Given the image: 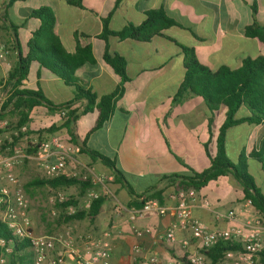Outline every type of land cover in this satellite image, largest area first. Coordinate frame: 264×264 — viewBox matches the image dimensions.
I'll use <instances>...</instances> for the list:
<instances>
[{"label":"crops","instance_id":"crops-1","mask_svg":"<svg viewBox=\"0 0 264 264\" xmlns=\"http://www.w3.org/2000/svg\"><path fill=\"white\" fill-rule=\"evenodd\" d=\"M118 2L119 0H0V40L10 52L0 63L1 80L6 81L11 70L18 65L19 52L13 51L12 46L16 36L20 54L26 57L34 34L42 26L39 19L32 17V13L49 9L56 17L55 34L68 55L74 56L79 49L92 50L95 62H87L76 72L81 86L92 91L98 101L124 86V95L117 101L113 115L94 133L91 131L97 121V112L94 108L85 113L87 101H80L63 110L65 115L76 112L79 118L72 128L79 141H86L88 149L114 162L116 169L124 175V180L119 181L113 169L100 159L82 153L71 142L66 128L49 136L58 138L69 154L68 175L92 183V188L84 195L80 185L59 189H52L50 186L34 187L31 193H27L24 188L27 184L46 179L33 160H28L25 165L17 166L12 171L29 201L33 232L39 236L59 237L50 260L61 258L63 264H78L77 259L69 254L67 241H71L87 258L98 246L107 245L113 264H149L152 252H156L162 262L180 260L198 252L199 240L188 232L179 231L177 243L173 246L161 240L174 220L172 211L166 216L153 214L131 221L126 212L117 213L116 206L120 204L125 209L136 208L139 197L144 199L146 194H152L155 189L154 193L163 191L162 205L174 208L175 190L168 187L170 181L164 179L173 176L191 177L201 173L212 166L218 154L219 136L227 121L228 109L224 106L216 109L203 106L195 95H188L187 102H195L190 107L183 108L180 102H173L180 95L185 76L182 47L193 49L200 63L215 72L225 67L236 70L242 67L245 59L264 56V42L246 35L247 28L254 23V17L264 24V0ZM150 12H163L174 25L162 30L160 35L149 42L108 38L109 53L119 55L127 62L126 71L130 79L123 84L122 79L104 60L107 43L103 35L106 30L118 33L131 25L140 26ZM199 52L206 57L205 61L200 58ZM0 88L4 89L5 86ZM21 88L40 91L57 107L73 101L76 94L74 88L66 86L62 79L36 62L31 64L28 78L22 81ZM37 111H42L39 113L48 118L60 115L61 122L54 120L48 127H59L67 119L59 110L37 107L30 115L29 127L32 129L47 127H34V119L40 116ZM239 114L238 118L248 115ZM36 140L34 136L29 140L24 138L17 148L28 149ZM263 146L264 125L243 123L229 128L225 133L224 148L227 158L237 165L245 156L248 173L264 195V188L259 187L256 180L258 172L264 181L262 164L254 156ZM58 150L55 146L54 151ZM10 154L11 152L6 151L2 157L7 159ZM257 161L259 165L255 166L256 173H251V167ZM95 178H102L103 185L110 192L109 196H102L105 201L98 217L92 222L85 219L58 229L54 224L56 218L50 223L45 211L52 208L51 213L55 217L59 213L55 210V205L49 203V198L57 194L66 198L73 197L80 199V207L85 208L86 194L91 191L103 192L102 185L93 183ZM1 186H6V183ZM198 194L193 216L211 228L232 226L225 219L216 217L213 212L221 216L230 210L240 211L245 204L244 192L231 175L209 182ZM203 200L212 204V211L200 207ZM70 209L77 212V208L69 207L68 214ZM1 213L0 209V215ZM249 218V214L242 215L243 222ZM184 240L190 241L188 248L183 247ZM136 246L140 247V253L134 251Z\"/></svg>","mask_w":264,"mask_h":264},{"label":"trees","instance_id":"trees-1","mask_svg":"<svg viewBox=\"0 0 264 264\" xmlns=\"http://www.w3.org/2000/svg\"><path fill=\"white\" fill-rule=\"evenodd\" d=\"M14 1V0H12ZM122 0H119L120 3ZM256 13V7H254ZM33 18H37L42 22V26L38 32L34 34L29 47L30 52L23 57L19 51V41L17 36L13 41V51L17 50L18 65L11 70L6 81L0 79V86L10 89V95L0 108V120L4 119L5 114L11 111L16 117L17 122L13 126H9L6 132L9 133L14 129H20L28 126V131L19 136H13V143H5L0 153H5L6 148L10 151L17 148L18 144L24 139L28 140L34 136L38 141H43L49 135L56 133L61 128L69 130L71 142L76 145L82 153L100 159L104 164L113 169L116 178L124 180L122 172L116 169L115 163L105 156L87 148L86 141L80 142L75 135L72 125L78 120L76 112H70L64 124L61 126L39 127L32 129L30 125V115L37 107H48L52 110H67L80 101H87L85 113H89L96 108L97 121L91 133L100 130L114 113L115 105L124 95V86L119 87L113 94L102 97L98 101V97L90 90H86L81 86V80L76 72L82 68L87 62L93 63L95 59L90 48L79 49L74 56H70L63 48L60 39L55 34L56 17L49 9H42L32 13ZM174 22L170 20L163 12H150L147 14L146 21L140 26H129L125 30L112 33L105 31L103 39L107 43L104 60L113 69L115 74L119 76L123 84L129 81L127 75L126 60L119 55H111L109 53L108 38L116 37L119 39H132L139 42H149L155 36L160 35L164 29L173 26ZM247 37L259 38L264 42V24H261L255 17L252 26L246 30ZM14 36V35H13ZM14 38V37H13ZM1 41V40H0ZM7 46V45H6ZM184 53L185 76L180 87V97L183 99L188 95H195L202 98L209 106L216 109L224 106L228 109L227 121L221 129L219 136L218 154L212 162V166L201 172L193 174L191 177L173 176L165 178L164 181H170L168 187H172L177 194L180 191L195 190L200 191L209 182L217 180L219 177L231 175L238 186L243 190L245 200H251L253 206L260 212L264 218V195L257 188L254 179L248 174L247 159L241 158L237 165L232 164L226 156L224 148V139L226 131L243 123L264 125V56L256 59H245L242 67L236 70L230 68H222L218 71H212L200 63L196 52L191 48L182 47ZM38 63L43 69L48 70L53 75L63 80L66 86L75 89V98L73 101L63 106H55L40 91L35 92L29 89L21 88L22 81L26 80L29 75L32 63ZM242 107H245L249 114L238 118V114ZM29 154L34 155L36 149L30 145ZM262 164L264 172V146L262 150L254 155ZM28 161H26L27 163ZM81 186L83 195L92 188L89 180H83L77 177H60L56 179L36 180L27 184L24 188L27 193H31L34 187L44 188L50 186L52 189H59L71 186ZM146 194V197H139L136 208H142L145 201L157 200L162 204L163 191ZM82 195V196H83ZM87 195V194H86ZM142 198V199H141ZM141 199V200H140ZM105 201L104 197L94 201L89 209L80 207V199L67 197L65 203L56 204L55 210L58 211L55 219L56 228L63 227L73 222L83 221L85 219L94 221L101 213L102 205ZM69 207L77 208L75 214H68ZM0 240H4L6 247L11 248L8 254V264H35L34 255L30 248L29 240H21L16 238L14 234L7 228L5 224L0 222ZM236 246L227 243L220 244L218 247L206 253L207 257L214 263H217L227 250H233ZM3 249L0 247V256ZM264 264V252L261 254V262Z\"/></svg>","mask_w":264,"mask_h":264},{"label":"built area","instance_id":"built-area-1","mask_svg":"<svg viewBox=\"0 0 264 264\" xmlns=\"http://www.w3.org/2000/svg\"><path fill=\"white\" fill-rule=\"evenodd\" d=\"M10 55L7 46L0 41V63ZM0 88V108L7 101L5 93ZM9 97V96H8ZM66 116L65 112L62 113ZM9 124L0 120V132H6ZM28 126L20 129H14L9 133L0 136V150L6 142L13 143V136L25 134ZM1 132V133H2ZM31 146L36 149L34 155L29 154V148H16L10 151L7 147L6 151H10L11 155L4 159L0 153V222L5 224L7 228L14 234L16 238L21 240H29L30 248L34 255L35 264H63L61 258L50 260V254L56 250L59 240L58 236L36 235L33 232L32 220L30 217V205L25 196L24 190L20 185L19 179L12 172L17 166L23 165L28 160H33L37 168L44 174L47 179H56L69 176L67 172V162L69 158L68 152L62 147L58 138L51 136L46 137L43 141H33ZM59 150L54 151V147ZM31 148V147H30ZM2 183L6 186L2 187ZM94 184L102 185L103 192L98 193L91 191L87 194L85 208L89 209L92 203L102 196H109L110 192L103 185L102 178H95ZM10 186H13L12 188ZM198 191H180L174 195L173 200L176 202L174 208L163 206L157 200L145 201L142 208L125 209L120 204L116 206V212H126L131 221L143 219L153 214L157 216H166L172 211L174 220L166 230L162 237V241L173 246L177 243V233L188 232L193 234L199 240L198 252H193L189 256H185L180 260H170L162 262L156 252H152L148 259L149 264H260L261 254L264 252V218L258 210L253 206L251 200H245V204L240 211L230 210L226 214L219 216L213 212L216 217L223 218L232 224L229 228H211L205 222L193 216V209L198 200ZM66 197L57 194L49 198L51 205L63 204ZM200 207L204 210L212 211V204L208 200H203ZM69 214H75L74 209H70ZM249 214L251 218L242 221V215ZM70 256L77 259L78 264H113L111 253L107 245L98 246V248L90 255L89 258L82 255L71 241H67ZM230 243L236 248L227 250L222 258L214 263L209 259L206 253L218 247L220 244ZM184 248L190 246L189 240L182 242ZM0 247L3 249L0 256V264H8L7 257L11 252L10 247H6L4 240H0ZM134 251L141 252L140 247L136 246Z\"/></svg>","mask_w":264,"mask_h":264},{"label":"rangeland","instance_id":"rangeland-1","mask_svg":"<svg viewBox=\"0 0 264 264\" xmlns=\"http://www.w3.org/2000/svg\"><path fill=\"white\" fill-rule=\"evenodd\" d=\"M199 56H200V58L203 60V61H205L206 60V57L203 55V53H201V52H199ZM2 92L3 93H5V96H6V98L8 99V96L10 95V89H6V87L2 90ZM194 96V95H193ZM188 98H189V96L188 97H184L183 99H181V97H180V95H178L177 97H176V99H177V101H176V99L173 101L175 104H178L179 102H180V106H182L183 108L184 107H190V106H193L194 104H195V102H192V103H189V102H187V100H188ZM6 99V100H7ZM198 102L200 103H202V105L203 106H209L202 98H200V97H198ZM197 105H199L198 103H197ZM209 107H211V106H209ZM38 110H40V109H38ZM38 112V111H37ZM39 112H42V111H39ZM38 112V113H39ZM40 114V116H38V118H35L34 119V127L36 126H50L51 124H52V121H54V120H56V121H58V122H61V117H60V115H56L55 116V118H48V117H46V116H42L43 114L42 113H39ZM245 114H249L248 113V111H247V109L245 108V107H242V109L240 110V116H243V115H245ZM1 121H5V122H7L8 124H9V126H13V125H15L16 124V122H17V117L11 112V111H8L6 114H5V116H4V119H2ZM2 132V131H1ZM0 132V136H2L3 134ZM7 152H9L10 153V151H7ZM11 155V154H10ZM26 163V162H25ZM25 163H24V165H25ZM254 164L255 165H253L252 167H251V173H254L255 171H256V169H255V166H258L259 165V163H258V161L257 162H254ZM23 166V165H22ZM247 172H249V171H247ZM256 173V172H255ZM248 174H250V173H248ZM256 180H257V184L259 185V187H261L262 189L264 188V181L262 180V178H261V176H259V173L257 172V176H256ZM31 197H34V195L33 196H31ZM39 198V197H38ZM40 201H42L41 199H39ZM44 200V199H43ZM29 202V201H28ZM44 203H45V201H44ZM46 204V203H45ZM30 205V204H29ZM38 208V207H37ZM35 209H36V207H35ZM44 210H47L46 208L44 209ZM51 211H52V208L50 209V208H48V211L46 212L45 211V216L47 215H49L47 218L50 220V223H53V219H55L56 217L54 216V215H52V213H51ZM48 236H52V235H48ZM57 236V235H56Z\"/></svg>","mask_w":264,"mask_h":264}]
</instances>
